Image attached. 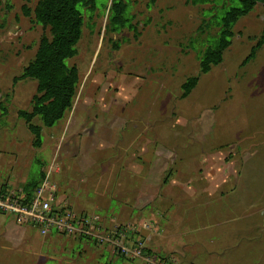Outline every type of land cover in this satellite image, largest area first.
<instances>
[{
  "label": "rangeland",
  "instance_id": "1",
  "mask_svg": "<svg viewBox=\"0 0 264 264\" xmlns=\"http://www.w3.org/2000/svg\"><path fill=\"white\" fill-rule=\"evenodd\" d=\"M36 1L0 0V181L16 187L51 170L58 198L107 227H127L126 244L140 235L149 252L166 257L151 243L170 228L173 243L199 239L202 264H217L207 250L220 262L243 253L247 240L264 264V44L242 63L264 26V5L239 18L222 62L200 73L217 20L239 0H124L132 28L116 31L107 28L111 0H92L94 8L80 0L82 32L65 60L79 84L52 126L34 117L37 147L17 115L31 109L36 81L16 78L49 35L22 11ZM192 75L197 85L181 97ZM142 221L156 222L159 233H131ZM79 237H43L0 213V264H146Z\"/></svg>",
  "mask_w": 264,
  "mask_h": 264
},
{
  "label": "trees",
  "instance_id": "2",
  "mask_svg": "<svg viewBox=\"0 0 264 264\" xmlns=\"http://www.w3.org/2000/svg\"><path fill=\"white\" fill-rule=\"evenodd\" d=\"M79 1L37 0L32 9L22 6L24 15L32 14L35 21L49 32V35L42 34L33 59L16 77L31 78L36 81V92L31 97V109L17 111V115L25 121L27 129L34 137L33 146L38 147L41 144V125L33 123L34 117L38 116L43 126H52L73 104L79 84V72L75 65H68L65 60L76 54V44L82 32L83 15L78 8ZM207 1L191 0L194 4ZM83 3L86 6L90 4V7L94 8L92 0H83ZM257 3L264 5V0H239L238 5L230 6L222 13L217 20V35L204 49L199 59L200 73H207L212 66L222 62L223 53L231 44L233 26L239 18L252 11ZM126 7L124 0H111L107 24L109 30L116 31L127 26L128 19L124 15ZM127 27L132 28V25L129 23ZM263 44L264 26L242 63L254 58ZM198 79V75L185 79L181 84V97L190 94L197 85ZM2 109L5 110L3 107ZM44 176L45 173L41 171L38 179L29 180L22 185L24 190L31 193Z\"/></svg>",
  "mask_w": 264,
  "mask_h": 264
},
{
  "label": "built area",
  "instance_id": "3",
  "mask_svg": "<svg viewBox=\"0 0 264 264\" xmlns=\"http://www.w3.org/2000/svg\"><path fill=\"white\" fill-rule=\"evenodd\" d=\"M50 171L31 193L24 190L23 186L13 187L0 183V213L10 216L18 226L35 229L38 235L43 237H87L97 244L110 247L113 252L126 258L139 257L146 264H170L167 257L147 253L140 235L136 236L132 244H126L123 238L128 234L127 227L118 223L107 227L102 224L100 215L73 211L68 203L62 201L64 199L58 198V186L49 179ZM142 222L139 226L132 225L129 228L131 233L140 229L158 231L156 222Z\"/></svg>",
  "mask_w": 264,
  "mask_h": 264
},
{
  "label": "crops",
  "instance_id": "4",
  "mask_svg": "<svg viewBox=\"0 0 264 264\" xmlns=\"http://www.w3.org/2000/svg\"><path fill=\"white\" fill-rule=\"evenodd\" d=\"M214 156L215 155L212 154L208 157L215 158L216 156L215 157ZM204 179H209L211 181H214L212 178H209V175L206 174L204 176ZM0 183L8 184V182L6 181L5 182L0 181ZM18 186H22V185H18ZM140 189H142V186ZM203 191L207 192V190H203ZM105 224L109 225L107 223ZM163 230L166 232L164 234V237L157 240L154 243H151L152 250L166 255V257L168 256L167 258L170 259V264H202L197 253H199V251H201V253L204 252V248L199 245L200 244L199 239L198 240L188 239L185 244L183 243L179 244L177 243V241L173 243L172 237L177 235L178 233L174 231L171 232L170 228L169 230L166 228ZM247 241L248 242H246L245 244L248 246V248H245V251L243 253L233 252L230 256L228 257L225 256L224 259L220 262H218L217 260L222 258L220 257V253L216 252L215 249H209L207 250L206 253L207 255L214 254L215 256L213 257L212 261L217 262V264H224V263L247 264L249 260H251L253 264H256L255 263L256 257H254L253 254L248 252L252 250V248L249 247L252 244V242L249 240ZM249 257H252L253 259H249Z\"/></svg>",
  "mask_w": 264,
  "mask_h": 264
}]
</instances>
